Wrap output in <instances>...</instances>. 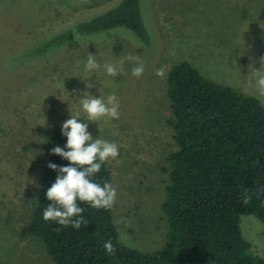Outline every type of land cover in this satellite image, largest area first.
<instances>
[{"label": "rangeland", "instance_id": "obj_1", "mask_svg": "<svg viewBox=\"0 0 264 264\" xmlns=\"http://www.w3.org/2000/svg\"><path fill=\"white\" fill-rule=\"evenodd\" d=\"M110 0H0V264H54L35 237L21 235L31 218L54 129L74 116L94 139L115 142L122 163H106L117 190L111 219L124 246L161 250L168 224L161 203L167 158L176 150L166 95L169 69L187 61L212 82L257 98L254 73H264V0H142L151 46L120 29L83 37L52 53L32 56L30 35L53 21L92 14ZM89 54L100 67L86 70ZM134 56L145 64L132 76ZM105 64L118 75L109 76ZM164 67L166 77L155 75ZM253 86L249 87V80ZM115 93L118 120L86 121L79 99ZM126 218L128 226L117 224ZM240 231L264 258V225L243 215ZM123 237V239H122Z\"/></svg>", "mask_w": 264, "mask_h": 264}, {"label": "trees", "instance_id": "obj_2", "mask_svg": "<svg viewBox=\"0 0 264 264\" xmlns=\"http://www.w3.org/2000/svg\"><path fill=\"white\" fill-rule=\"evenodd\" d=\"M141 6L142 0H110L92 14L53 21L29 36L31 55L43 56L114 29L151 46ZM166 95L176 150L169 154L165 170L168 185L161 211L168 235L164 247L144 253L124 246L111 219L112 209L87 203L80 206L89 223L79 230L43 219L51 203L46 192L58 175L48 164L69 165L51 154L53 147L67 143L60 127L47 142L37 200L29 223L21 229L22 236L38 240L54 264H264V258L251 252L239 226L243 215H252L264 225V106L255 97L205 78L187 61L169 69ZM92 180L101 186L110 183L106 163ZM246 189L252 195L247 205L242 199ZM109 239L117 249L114 256L103 248Z\"/></svg>", "mask_w": 264, "mask_h": 264}, {"label": "clouds", "instance_id": "obj_3", "mask_svg": "<svg viewBox=\"0 0 264 264\" xmlns=\"http://www.w3.org/2000/svg\"><path fill=\"white\" fill-rule=\"evenodd\" d=\"M129 61L135 63L132 68V76L140 78L145 71V64L134 56L128 57ZM100 65L96 62L95 56L89 54L85 68L92 72ZM104 69L107 75L115 77L118 75L117 68L113 64H105ZM155 75L159 78L166 77V69H157ZM255 87L259 94L264 96V73H254ZM249 87L253 86L250 79ZM82 109L87 113L86 121L98 122L101 120H111L120 118V103L115 93L103 98H96L85 92L79 99ZM62 135L67 138V143L63 146L53 147L51 154L58 155L69 161L68 166H58L49 163L48 167L58 172L55 182L48 188L46 197L51 203L43 212L45 221H53L66 228L73 227L77 230L82 225H87L89 221L82 216L84 208L80 203H87L96 209L111 210L116 202L117 190L109 182H104L103 186L92 180V177L101 170L105 163L115 162L119 166L122 161L118 159L119 146L115 142L104 139H94L88 131V124L79 122V119L71 116L62 124ZM243 203L249 204L252 195L246 189L243 194ZM117 224L128 226L126 218H120ZM60 229H57L59 231ZM123 239V237H122ZM105 252L109 256L116 254V247L109 239L103 244Z\"/></svg>", "mask_w": 264, "mask_h": 264}]
</instances>
